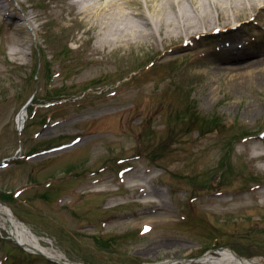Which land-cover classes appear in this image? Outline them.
<instances>
[{"label":"rangeland","instance_id":"obj_1","mask_svg":"<svg viewBox=\"0 0 264 264\" xmlns=\"http://www.w3.org/2000/svg\"><path fill=\"white\" fill-rule=\"evenodd\" d=\"M4 1L0 199L44 245L82 264H201L222 248L264 257V5L240 13V46L223 49L217 9L218 29L189 39L162 21L152 35L100 40L94 14L81 11L93 0ZM232 50L249 54L237 64L259 62L225 69ZM0 261L60 264L4 231Z\"/></svg>","mask_w":264,"mask_h":264},{"label":"bare ground","instance_id":"obj_2","mask_svg":"<svg viewBox=\"0 0 264 264\" xmlns=\"http://www.w3.org/2000/svg\"><path fill=\"white\" fill-rule=\"evenodd\" d=\"M151 14L143 12L140 8L139 0H103L101 3L89 1L81 6L84 14H94L95 23L99 26L100 40H123L133 34L152 35L154 27H161V23L173 30V37L186 35L191 36L202 33L204 30L214 31L218 25L213 20L212 9L216 10V18L220 21L223 36L228 37L221 43L219 48H233L240 46L239 41H235L236 33L233 28L238 24L241 12L249 7L252 11L262 7L264 0H146ZM129 9H125L124 5ZM135 5V9L132 6ZM208 7H207V6ZM188 8V9H187ZM94 9V10H93ZM230 9V10H229ZM8 6L4 0H0V11H7ZM96 11V12H95ZM196 17V18H195ZM12 18H15L12 16ZM197 18H201L197 21ZM22 18H17L13 27L21 32H26L21 23ZM238 29V27H236ZM167 30V29H166ZM165 30L162 33V40L170 37V32ZM164 33V35H163ZM19 40V39H18ZM14 44L13 53L22 51L23 39ZM156 40V39H155ZM248 52L239 54V51L232 50L230 56H223L222 61L225 69L241 71L246 67L255 66L256 62H245L237 64L242 58L248 56ZM244 63V62H243ZM247 68V69H248ZM18 124H24L25 113L22 111L17 117ZM0 231L14 242L22 246L29 252L39 251L52 260L66 264H76L69 260L66 255L51 246L44 245L42 241L50 242V239L36 234L29 226L16 217L12 209L0 201ZM196 261L201 264H264V257H246L237 254L229 248H222L216 253H205ZM188 259H166L159 262L141 264H186Z\"/></svg>","mask_w":264,"mask_h":264},{"label":"trees","instance_id":"obj_3","mask_svg":"<svg viewBox=\"0 0 264 264\" xmlns=\"http://www.w3.org/2000/svg\"><path fill=\"white\" fill-rule=\"evenodd\" d=\"M58 94H60V93H58ZM58 96H60V95H58ZM57 96V97H58ZM56 97V93H53L52 95H50V96H48V98L47 99H51V98H55ZM31 112H32V110H31V107H30V109H29V114L31 115ZM192 115H193V113H192ZM216 118L214 117H211V119H210V121L213 123L212 125H211V127H212V129L213 130H219V128H221L222 126H223V122L222 123H218V122H216ZM214 122H216V123H214ZM218 123V124H217ZM191 125H196V123H191ZM212 131V130H211ZM210 132V131H209ZM205 133H208V132H205ZM47 263H49L48 261H46Z\"/></svg>","mask_w":264,"mask_h":264},{"label":"snow or ice","instance_id":"obj_4","mask_svg":"<svg viewBox=\"0 0 264 264\" xmlns=\"http://www.w3.org/2000/svg\"><path fill=\"white\" fill-rule=\"evenodd\" d=\"M148 229H147V227L145 228V231H147Z\"/></svg>","mask_w":264,"mask_h":264}]
</instances>
